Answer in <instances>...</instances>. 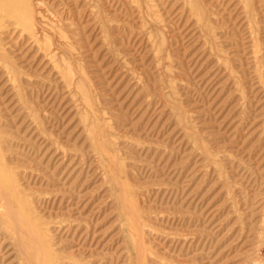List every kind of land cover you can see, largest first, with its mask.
Instances as JSON below:
<instances>
[{
	"label": "rangeland",
	"instance_id": "374dc122",
	"mask_svg": "<svg viewBox=\"0 0 264 264\" xmlns=\"http://www.w3.org/2000/svg\"><path fill=\"white\" fill-rule=\"evenodd\" d=\"M24 2L0 264H264V0Z\"/></svg>",
	"mask_w": 264,
	"mask_h": 264
},
{
	"label": "bare ground",
	"instance_id": "6f19581e",
	"mask_svg": "<svg viewBox=\"0 0 264 264\" xmlns=\"http://www.w3.org/2000/svg\"><path fill=\"white\" fill-rule=\"evenodd\" d=\"M21 2V4H23L24 6H25V2H24V0H0V13H2V14H4L5 13V9H7L8 7H9V5H13V3L15 4V2ZM5 205H6V203H5ZM8 205V204H7ZM6 205V206H7ZM9 206V205H8ZM9 210V209H8ZM8 212V211H7ZM10 212V217L13 215L12 214V212L11 211H9ZM12 214V215H11ZM6 218V217H5ZM14 218V217H13ZM12 220V219H11ZM19 221V220H18ZM20 222V221H19ZM16 223V222H15ZM21 227H19V229H20ZM21 230V229H20ZM20 233H21V231H20ZM24 233V232H23ZM22 234V233H21ZM24 235H26V234H24ZM43 261V260H42ZM39 262V261H38ZM58 263L59 264H63V262H61L60 260H58ZM41 264V263H40Z\"/></svg>",
	"mask_w": 264,
	"mask_h": 264
}]
</instances>
